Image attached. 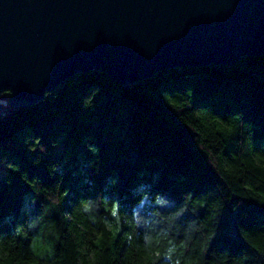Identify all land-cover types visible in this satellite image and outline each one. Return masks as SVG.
I'll list each match as a JSON object with an SVG mask.
<instances>
[{"label":"trees","instance_id":"obj_1","mask_svg":"<svg viewBox=\"0 0 264 264\" xmlns=\"http://www.w3.org/2000/svg\"><path fill=\"white\" fill-rule=\"evenodd\" d=\"M0 264H264V54L0 113Z\"/></svg>","mask_w":264,"mask_h":264},{"label":"water","instance_id":"obj_2","mask_svg":"<svg viewBox=\"0 0 264 264\" xmlns=\"http://www.w3.org/2000/svg\"><path fill=\"white\" fill-rule=\"evenodd\" d=\"M247 54H264V0H0V96L9 90L12 108L83 71L126 85Z\"/></svg>","mask_w":264,"mask_h":264},{"label":"rangeland","instance_id":"obj_3","mask_svg":"<svg viewBox=\"0 0 264 264\" xmlns=\"http://www.w3.org/2000/svg\"><path fill=\"white\" fill-rule=\"evenodd\" d=\"M0 98L3 99V100H8L9 99V97L5 93H3V92H2V95L0 96ZM3 100H1V103L3 102L4 108L7 109L8 108V105Z\"/></svg>","mask_w":264,"mask_h":264},{"label":"bare ground","instance_id":"obj_4","mask_svg":"<svg viewBox=\"0 0 264 264\" xmlns=\"http://www.w3.org/2000/svg\"><path fill=\"white\" fill-rule=\"evenodd\" d=\"M1 100H3V99H1ZM4 101V100H3ZM1 102V101H0ZM5 102V101H4ZM2 105H3V102L1 103ZM4 106V105H3Z\"/></svg>","mask_w":264,"mask_h":264}]
</instances>
